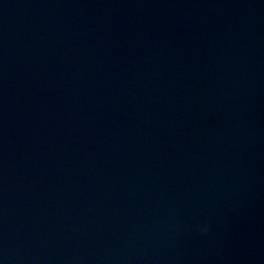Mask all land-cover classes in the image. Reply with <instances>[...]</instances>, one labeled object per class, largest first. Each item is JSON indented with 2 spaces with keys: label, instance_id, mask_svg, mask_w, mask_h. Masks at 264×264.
<instances>
[{
  "label": "water",
  "instance_id": "1",
  "mask_svg": "<svg viewBox=\"0 0 264 264\" xmlns=\"http://www.w3.org/2000/svg\"><path fill=\"white\" fill-rule=\"evenodd\" d=\"M0 264H264V0H0Z\"/></svg>",
  "mask_w": 264,
  "mask_h": 264
}]
</instances>
